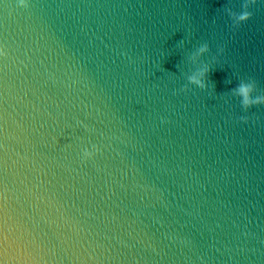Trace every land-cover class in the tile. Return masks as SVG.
I'll use <instances>...</instances> for the list:
<instances>
[{
  "label": "water",
  "instance_id": "1",
  "mask_svg": "<svg viewBox=\"0 0 264 264\" xmlns=\"http://www.w3.org/2000/svg\"><path fill=\"white\" fill-rule=\"evenodd\" d=\"M243 2L0 0V264H264Z\"/></svg>",
  "mask_w": 264,
  "mask_h": 264
},
{
  "label": "clouds",
  "instance_id": "2",
  "mask_svg": "<svg viewBox=\"0 0 264 264\" xmlns=\"http://www.w3.org/2000/svg\"><path fill=\"white\" fill-rule=\"evenodd\" d=\"M256 2L257 0H244V2L242 3L243 10L239 13H233L231 12V10H229L230 17H233L235 21L234 26L238 27L251 18L252 13L248 11V8L250 4H255ZM19 6L28 8L29 4L27 3V0H19ZM205 50H207V46L201 49V51ZM0 55H5V53L0 51ZM192 82L198 84L201 87L204 86L201 81H198L195 78H192ZM255 88V81H252L241 83L238 85L237 89L234 90L236 94L241 97V105L245 109L251 108L254 105L264 104V96H258L255 98L252 97V92L255 91ZM97 151H99V149L95 145L92 146V150H89L88 148L83 149V159L85 161L91 159Z\"/></svg>",
  "mask_w": 264,
  "mask_h": 264
}]
</instances>
